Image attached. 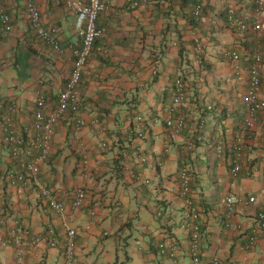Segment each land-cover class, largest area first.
<instances>
[{
    "label": "crops",
    "instance_id": "crops-1",
    "mask_svg": "<svg viewBox=\"0 0 264 264\" xmlns=\"http://www.w3.org/2000/svg\"><path fill=\"white\" fill-rule=\"evenodd\" d=\"M26 1L3 0L14 27L0 48V100L17 103L13 117L18 130L29 135L37 95L45 93L47 108L54 109L71 64L38 37V54L30 52L26 43L35 32ZM66 1L35 0L43 23L60 29L64 48L80 42ZM139 1L130 7V0H112L99 17L98 25L107 28L100 38L106 53H95L85 66L80 117L86 125L77 129L71 114L61 119L42 163L39 179L66 212L53 209L33 184L13 186L0 176V264H187L190 218L179 178L182 165L193 175L204 264H264V232L247 247L257 213L264 212V86L263 106L253 116L243 100L258 52L264 76V11L257 16L252 0H204V16L194 24L192 6L183 0ZM226 7L235 9L240 22L260 21L262 29L242 32L227 18ZM228 52L240 58L231 60ZM182 75L189 89L178 112L186 122L173 137L165 120ZM238 135L244 155L234 177L231 147ZM86 153L88 170L80 167ZM12 167L0 142L1 174ZM79 186L87 196L76 208L72 201ZM228 194L240 198L233 211L225 203ZM250 196L256 200L250 202ZM17 227L23 229L18 241L9 235ZM70 228L77 229L72 254L66 251ZM169 240L179 250L175 260L158 252Z\"/></svg>",
    "mask_w": 264,
    "mask_h": 264
},
{
    "label": "built area",
    "instance_id": "built-area-1",
    "mask_svg": "<svg viewBox=\"0 0 264 264\" xmlns=\"http://www.w3.org/2000/svg\"><path fill=\"white\" fill-rule=\"evenodd\" d=\"M112 0H67L66 7L75 14V23L80 35V42L71 44L68 48H64L60 42V29L55 26H46L43 23V16L40 7L35 0H27V16L29 22L38 38L48 46L52 47L56 52L64 54L72 64L70 77L65 86L59 91L57 106L49 110L48 98L45 93L40 92L36 98V105L33 109L32 129L29 135L23 134L18 130L15 121L14 113L17 109V103L0 102V142L6 145L9 150V157L13 163V167L1 174L9 185L27 187L31 184L36 185L42 191V195L50 204L60 213L66 212V207L63 202H59L55 195L48 190L44 183L39 179L42 163L47 160L52 152L53 137L55 135L56 124L68 114L76 116V128L79 129L86 125V121L80 117L81 103L78 96L77 88L81 82L82 72L91 56L93 47L97 38H102L107 34V28L98 25V19L111 5ZM259 5L256 10L257 16H260L264 11V0H257ZM140 4L138 0H130V7H137ZM201 6L196 7V13L200 11ZM230 17L235 13L232 7L229 10ZM0 23L4 31L12 30V16L7 7L0 0ZM239 28L244 30L252 29L259 31L262 29L260 21L256 22H240ZM101 49V47L99 48ZM101 53H106V50H100ZM260 53V52H258ZM257 53L255 64L250 68L249 87L243 96L244 102L248 106V113L253 116L255 111L262 108L263 104L259 97V88L264 86V77L261 75L260 63L261 56ZM229 59L237 61L240 56L237 52H228ZM173 105L169 109V115L166 118V125L171 136L178 135L181 129L185 126V116L177 114V108L187 100L186 84L178 78L173 90ZM13 114V115H12ZM199 142L202 141L201 136H197ZM106 144H104L105 146ZM189 148H193L194 143L190 141ZM234 155V165L231 169V174L236 177L242 168V159L244 155V139L242 135H238L236 141L231 147ZM218 153L223 154L224 148L218 146ZM86 168H89V156L86 153L84 156ZM181 190L186 198L187 217L190 218L188 226H190V259L191 264H202L201 254L203 247V232L197 219L200 217V210L195 206L192 196V178L193 175L189 166H183L180 170ZM37 188V189H38ZM240 198L236 194H228L225 197V203L231 211L235 210V205ZM250 202L256 199L254 196L249 197ZM86 202V190L82 187H77L73 199V206L80 208ZM3 212L0 206V214ZM256 223L252 227V235L250 234L247 247H254L257 244L259 237L264 232V212H258ZM4 220L0 221L3 224ZM23 229L16 228L11 230L10 236L18 241L22 238ZM76 228L68 230L67 250L69 254L73 253L76 247L75 236ZM159 251L163 255H168L170 258H177L179 251L174 246V241L163 242L159 245ZM153 264V263H149Z\"/></svg>",
    "mask_w": 264,
    "mask_h": 264
},
{
    "label": "trees",
    "instance_id": "trees-1",
    "mask_svg": "<svg viewBox=\"0 0 264 264\" xmlns=\"http://www.w3.org/2000/svg\"><path fill=\"white\" fill-rule=\"evenodd\" d=\"M2 1V3L4 4V2H3V0H1ZM139 1V0H138ZM140 2V1H139ZM252 2H254V4H255V11L258 9V7H259V5H258V3H257V0H252ZM182 3L184 4V5H191L192 6V8H191V12H190V17H189V22L191 21V22H193L194 24H197L201 19H202V17L204 16V13H205V2H204V0H183L182 1ZM6 7H7V9H8V11H10V9H9V7L6 5V4H4ZM140 5V4H139ZM198 5H200L201 6V8H200V11L198 12V13H196V7L198 6ZM229 10H230V8L229 7H226L225 8V10H224V13L226 14V16H227V18L229 19V21L231 22V23H233L238 29H240L239 28V24H240V20L239 19H237L236 17H235V13L230 17V12H229ZM10 13V12H9ZM190 22V23H191ZM242 22V21H241ZM244 22V21H243ZM12 24H13V20H12ZM0 25H1V23H0ZM13 27H14V24L12 25V30L11 31H13ZM33 30V29H32ZM11 31H9V32H11ZM34 31V30H33ZM32 31V33H34ZM254 32V30H252V29H248V30H244V32ZM5 32L6 31H4L3 29H2V27L0 26V48H1V43H2V40H3V36H5ZM34 36H32V39L29 41V43H26V45H27V47H28V49L30 50V52L34 55V56H36L37 54H38V46L35 44V43H37L38 42V36L34 33L33 34ZM40 40V39H39ZM100 38H97L96 39V42H95V45H94V47H93V50H92V53H91V56H93L95 53L96 54H98V55H102L103 53H101L100 52V50H104L105 48H103V46H101V42H100ZM40 42V41H39ZM104 45V44H103ZM264 45V44H263ZM101 47V49H99ZM252 54V53H251ZM107 55V54H106ZM90 56V57H91ZM67 58V57H66ZM254 58V57H253ZM67 60L69 61V59L67 58ZM255 61V60H254ZM70 62V61H69ZM89 62V59H88V61H87V63ZM70 64H71V62H70ZM253 64H255V62L253 63ZM87 65V64H86ZM71 70H72V64H71ZM84 70H85V68H84ZM70 73H71V71H70ZM83 74H84V71L82 72V78H81V82H80V84H79V86H78V88H77V91H78V96H79V99H80V103H81V105H82V100H81V94H80V88H81V84H82V79H83ZM262 75V74H261ZM249 76H250V73H249ZM69 77H70V74H69ZM69 77L67 78V81H68V79H69ZM179 78H181L184 82H185V84H186V96H188V89H189V85H188V83L186 82V78H185V76L184 75H182V76H178ZM178 77H177V79H178ZM262 77H264V76H262ZM176 79V80H177ZM66 81V82H67ZM176 82V81H175ZM174 85H175V83H174ZM174 85H173V90H174ZM2 101H4V103H10V99H1L0 100V102H2ZM183 104V103H182ZM181 104V105H182ZM180 105V106H181ZM178 108H179V106H178ZM178 108H177V112H178ZM177 114H180V113H177ZM165 125H166V120H165ZM166 127H167V125H166ZM137 125L136 126H134V124L133 125H131V132L132 133H137L138 132V130H137ZM105 146H107V144L105 145ZM82 163H81V166L80 167H82V168H84V169H86L87 170V168H86V163H85V159H84V157L82 158V161H81ZM184 166H186V165H184ZM183 167V165L180 167V170H181V168ZM180 170H179V177H180ZM32 185V184H31ZM34 185V184H33ZM35 187H36V189L38 188L36 185H34ZM44 186L48 189V190H51V188H49L47 185H45L44 184ZM79 187H82V186H79ZM38 190V192H39V194H40V196L44 199V196L42 195V190L41 189H37ZM86 190V189H85ZM51 192H53L52 190H51ZM86 196H87V190H86ZM57 200L60 202V200L57 198ZM62 202V201H61ZM64 203V202H63ZM72 203H73V201H72ZM4 205V204H3ZM49 205L53 208V209H55L56 211H57V209L56 208H54L51 204H50V202H49ZM65 205V204H64ZM73 205V204H72ZM2 206V205H1ZM65 207H66V205H65ZM67 210V209H66ZM58 212V211H57Z\"/></svg>",
    "mask_w": 264,
    "mask_h": 264
},
{
    "label": "clouds",
    "instance_id": "clouds-1",
    "mask_svg": "<svg viewBox=\"0 0 264 264\" xmlns=\"http://www.w3.org/2000/svg\"><path fill=\"white\" fill-rule=\"evenodd\" d=\"M26 3H27V1H26ZM4 224V223H3ZM10 235V234H9ZM11 237V236H10ZM164 242H166V241H164ZM163 243V242H162ZM161 244V243H160ZM159 244V245H160ZM159 245H158V252H159V255H162V256H164V257H167V259H172V260H175V259H177L178 257H179V254H178V256H177V258H175V259H173V258H170L168 255H163V254H161V252L159 251ZM176 248H177V246H176ZM67 249V248H66ZM178 249V248H177ZM67 252H68V250H66ZM179 251V250H178ZM202 251H203V247H202ZM73 252H74V250H73ZM69 253V252H68ZM201 260H202V264H204V262H203V258H202V254H201ZM214 262V261H213ZM218 262V261H217ZM216 262V263H217ZM149 263H153V264H158V263H156L155 261H153V260H150V261H148L147 262V264H149ZM187 264H191V259H190V253H189V261L187 262ZM215 264V263H214ZM233 264H235V263H233Z\"/></svg>",
    "mask_w": 264,
    "mask_h": 264
},
{
    "label": "rangeland",
    "instance_id": "rangeland-1",
    "mask_svg": "<svg viewBox=\"0 0 264 264\" xmlns=\"http://www.w3.org/2000/svg\"><path fill=\"white\" fill-rule=\"evenodd\" d=\"M65 6H66V4H65Z\"/></svg>",
    "mask_w": 264,
    "mask_h": 264
}]
</instances>
